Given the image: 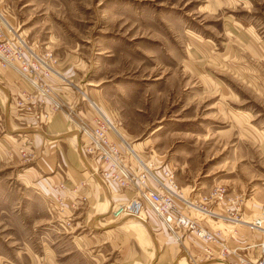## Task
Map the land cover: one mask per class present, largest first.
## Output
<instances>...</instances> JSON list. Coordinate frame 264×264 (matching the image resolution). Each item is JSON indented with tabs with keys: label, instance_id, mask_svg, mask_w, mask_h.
Segmentation results:
<instances>
[{
	"label": "rangeland",
	"instance_id": "374dc122",
	"mask_svg": "<svg viewBox=\"0 0 264 264\" xmlns=\"http://www.w3.org/2000/svg\"><path fill=\"white\" fill-rule=\"evenodd\" d=\"M0 15L47 58L72 109V119L56 113L66 129L50 132L56 115L44 124L19 109L26 82L0 67V264H240L208 257L194 233L177 240L152 211L146 225L117 219L114 205L137 188L98 176L105 197L79 215L59 172L65 153L69 171L96 177L78 124L102 113L151 188L168 169L196 205L264 218V0H0ZM263 231L238 225L229 244Z\"/></svg>",
	"mask_w": 264,
	"mask_h": 264
},
{
	"label": "built area",
	"instance_id": "2783aa9c",
	"mask_svg": "<svg viewBox=\"0 0 264 264\" xmlns=\"http://www.w3.org/2000/svg\"><path fill=\"white\" fill-rule=\"evenodd\" d=\"M0 21H5L1 15ZM7 26L5 31L0 23V67L17 72L26 82L13 101L15 105L33 120L44 124L51 122L61 110H66L72 119L70 105L49 81L53 69L47 58L34 51L12 25ZM82 122L78 129L81 139L86 138L87 141L83 148L97 164L98 170L93 171V176L121 189L137 188V195L131 201L114 205L112 213L117 219L130 216L147 223L148 211H152L177 240L182 234L194 233L204 242V252L208 257L232 254L240 264H264V238L245 246L229 244L230 239L233 241L239 236L238 225H246L252 231L264 230V218L253 215L244 220L233 212L223 215L207 205H196L192 198L185 196L174 173L168 169L164 172L165 180L153 177L156 186L151 188L147 184V171L135 169L127 152L113 139L112 133L120 134L105 114L98 113L92 121ZM81 200L86 202L85 197ZM190 207L201 215L186 213L185 208ZM209 220H213L218 228L210 227Z\"/></svg>",
	"mask_w": 264,
	"mask_h": 264
},
{
	"label": "crops",
	"instance_id": "0c3cea01",
	"mask_svg": "<svg viewBox=\"0 0 264 264\" xmlns=\"http://www.w3.org/2000/svg\"><path fill=\"white\" fill-rule=\"evenodd\" d=\"M54 120H55L54 122L56 124L52 127L51 126L47 127L50 130V132L59 134L60 132L64 131V129H66L65 128L66 119L63 116V114H61V113L57 114L54 117ZM76 133H77V131H76ZM77 135H78V133H77ZM61 158H62V156H61ZM71 161L72 160H71V158H69V155L68 154L66 155L65 153H63L62 164H63V167H65V166H67V167L63 169V172H61V171L59 172V174H60L59 178L61 180H62V178H64V181H66L68 188H69V186L75 188V190H76L75 196L78 197L77 203L80 206L79 207V210H80L79 215L82 213H85L87 211L86 208H88V207H90L92 209V213H93V208H96L95 205L98 204L97 201L100 199H103V197H105V195L99 189L98 185L95 183L94 179H96L97 176L92 178L87 174V172H83V173L78 172L79 168L77 169L76 168L77 166L72 168L73 170H75L74 172L69 171L71 169L69 167H71V165L73 164ZM93 168H94V166H93ZM100 181H101V179H100ZM110 194L112 195V193H110ZM83 197H85L88 201V202H84L85 203L84 206L81 204V203H83L81 200ZM113 197H112V199H113ZM109 203H110V200H108V202L105 204V208L102 209L104 211L101 210V213H108L107 211H109L108 210ZM85 209H86V211H85ZM98 221L99 220L94 221L91 225H101V223H99ZM138 223H141L142 225H146V223H143L139 220H138Z\"/></svg>",
	"mask_w": 264,
	"mask_h": 264
},
{
	"label": "bare ground",
	"instance_id": "6f19581e",
	"mask_svg": "<svg viewBox=\"0 0 264 264\" xmlns=\"http://www.w3.org/2000/svg\"><path fill=\"white\" fill-rule=\"evenodd\" d=\"M94 105L96 106V108L97 109H99V107L94 103ZM101 111V110H100ZM84 157V159H85V163H86V165L90 168V171L93 173V170L94 171H96L94 168H93V166H90L91 164L88 162V160L86 159V157H85V155L83 156ZM123 217H125V216H123ZM122 219V218H121ZM139 221H141V220H139ZM141 222H143V223H145L144 221H141ZM147 224V223H146Z\"/></svg>",
	"mask_w": 264,
	"mask_h": 264
}]
</instances>
